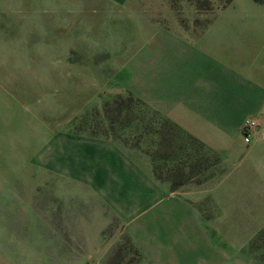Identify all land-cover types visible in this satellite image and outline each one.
I'll return each mask as SVG.
<instances>
[{
    "label": "rangeland",
    "instance_id": "obj_1",
    "mask_svg": "<svg viewBox=\"0 0 264 264\" xmlns=\"http://www.w3.org/2000/svg\"><path fill=\"white\" fill-rule=\"evenodd\" d=\"M217 14L264 49V0H0V264H153L126 228L146 183L201 228L160 264H264V182L215 206L201 144L139 97L141 46Z\"/></svg>",
    "mask_w": 264,
    "mask_h": 264
},
{
    "label": "crops",
    "instance_id": "obj_2",
    "mask_svg": "<svg viewBox=\"0 0 264 264\" xmlns=\"http://www.w3.org/2000/svg\"><path fill=\"white\" fill-rule=\"evenodd\" d=\"M211 21L198 31L157 30L141 46L139 97L201 144L210 157L204 172L211 175L203 196L222 209L238 206L237 198L246 195L242 181L264 182V49L239 28L238 17L217 14ZM248 117L259 126L246 143L241 127ZM151 176L146 171L139 179L146 183ZM169 189H148L146 183L139 200L145 208L133 212L126 227L153 264L185 251L173 231L201 230L193 206Z\"/></svg>",
    "mask_w": 264,
    "mask_h": 264
},
{
    "label": "built area",
    "instance_id": "obj_3",
    "mask_svg": "<svg viewBox=\"0 0 264 264\" xmlns=\"http://www.w3.org/2000/svg\"><path fill=\"white\" fill-rule=\"evenodd\" d=\"M258 126L259 121L256 117H248L245 119L241 127V134L246 143L250 141L251 136L255 133Z\"/></svg>",
    "mask_w": 264,
    "mask_h": 264
}]
</instances>
